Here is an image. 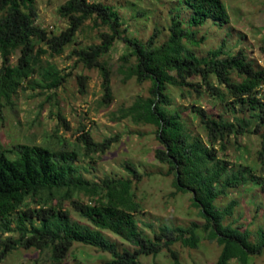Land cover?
<instances>
[{"label": "trees", "instance_id": "obj_1", "mask_svg": "<svg viewBox=\"0 0 264 264\" xmlns=\"http://www.w3.org/2000/svg\"><path fill=\"white\" fill-rule=\"evenodd\" d=\"M177 1L179 7L190 12L194 27L209 21L215 25L230 22V13L222 0ZM58 12L69 24L59 33H51L37 23L35 0H0V108L12 104L19 89L46 93L62 87L73 73H64L54 62L43 58L63 55L88 20L107 25L111 32L101 33L100 43L73 48L69 56L78 65L101 71L103 101H112L111 71L102 58L121 37L117 29L119 14L103 0H66ZM185 24L182 15L172 9L166 41L158 43L162 34L159 27L144 42L127 39L129 48L120 58L119 72L125 80L135 77L141 83L150 80L152 85L147 98L138 97L117 113L118 118L157 127L161 146L155 150V156L168 164V174H174L176 189L192 193V204L203 220L194 219L188 227L163 224L153 235L147 234L136 219V213L143 210L136 183L144 175L133 163H125L131 177L106 176L101 183L88 180L77 161L105 153L118 137L97 142L88 131H83L78 136L82 151L66 145L59 148L18 144L8 150L15 152L14 157L0 151V264H6L18 248L49 250V259L60 264L75 243L110 252L113 258L105 264H138L142 255L156 256L164 249L179 263L173 246L180 243L198 247L202 239L199 230L204 238L216 240L222 246L217 264H229L233 259L249 264L251 254L264 248V229L258 230V239L253 242L249 230L242 229L243 224H225L226 217L233 215L234 199L225 207L217 204L221 195L247 184L254 175L250 168L227 174L231 164L220 153L226 154L232 136L260 134L259 159L264 164V68H256L243 49L232 53L224 45L200 56L191 45L200 46L204 36L198 39L197 30L192 31ZM17 50L18 61L12 64L11 57ZM77 79L84 92L88 76L79 74ZM169 84L190 87L199 96L211 94L231 109L233 118L194 106L191 110L199 117L206 139L194 137L182 112L168 109ZM247 112L249 116L244 115ZM59 119L70 129L61 112ZM60 142L65 143L63 139ZM254 177L264 185V175ZM67 203L85 221L72 219ZM105 230L134 248L120 250L117 242L104 235ZM5 231L9 233L5 235Z\"/></svg>", "mask_w": 264, "mask_h": 264}, {"label": "rangeland", "instance_id": "obj_2", "mask_svg": "<svg viewBox=\"0 0 264 264\" xmlns=\"http://www.w3.org/2000/svg\"><path fill=\"white\" fill-rule=\"evenodd\" d=\"M65 1L35 0L37 23L51 33H59L65 29L69 22L58 12ZM222 1L230 13L229 23L215 25L209 21L194 27L189 19L190 12L183 6L179 7L177 0H103L105 4L115 8L120 18L117 29L121 37L102 58L111 71L112 101H103L101 71L78 65L75 58L69 56L73 48L100 43L101 33L111 32L107 25H97L88 20L79 31L76 42L68 46L63 55L43 58L54 62L64 73H73L64 85L56 92L46 93L30 88L24 91L19 89L13 96V103L0 108V151L8 152L18 144L59 148L66 145L70 149L82 151L78 136L83 131H88L97 142L118 137L105 153L93 154L77 161L82 174L91 182L97 183H101L106 176L127 178L131 174L126 170L125 163H133L144 175L136 183L137 197L143 209L136 213V219L147 234L153 235V231L163 224L188 227L194 219L202 221V217H198V209L192 204V193L179 192L173 184L174 174H168V164L160 162L155 156V150L161 146L157 138V127L145 122H134L131 118H118L117 112L122 106L132 105L138 97L147 98L152 85L150 80L141 83L135 77L125 80L124 74L119 72V65L121 56L129 48L127 39L144 42L156 27L162 33L158 43L169 38L171 10L174 9L182 15L185 27L197 30L198 39L204 36L200 46L191 45L200 56L208 55L210 50L224 45L232 53L243 49L256 68H264V0ZM19 55L17 50L11 57L12 64L17 63ZM79 74L89 78L84 92L78 83ZM191 80L197 81L198 78ZM166 93L170 101L168 109L182 112L194 137L206 139V131L199 117L191 110L194 106L203 107L215 115L225 113L226 117L233 118L231 109L209 93L199 96L190 87L171 84ZM59 112L65 116L70 129L61 124ZM240 114L239 112L238 115ZM244 115L249 116V112ZM62 139L65 143L60 142ZM261 150L262 138L258 133L247 132L238 137L232 136L226 154L220 153V157L231 164L227 174L250 168L254 175H264V164L259 159ZM8 155L16 156L15 152H8ZM254 175L250 176L247 184L229 189V193L221 195L217 201L220 207L227 206L233 199L236 201L233 215L226 217L225 224H243L242 229L249 230L253 242L258 239V230L264 229V185L260 183L261 179L256 181ZM81 197L87 199L83 194ZM67 207L72 219L85 221L68 203ZM5 232V235L9 233ZM199 232L202 239L198 247H185L180 243L173 246L179 254V263L164 249L156 256L142 255L138 264H217L222 246L216 240L204 238L202 230ZM14 235L17 236L15 232ZM104 235L117 242L120 250L134 248L111 231L105 230ZM260 252L251 254L249 264H264V248ZM50 254L49 250L40 252L36 248H18L10 254L6 264H53L49 259ZM112 258L110 252L93 245L75 243L67 258L60 264H105ZM229 264L240 263L233 259Z\"/></svg>", "mask_w": 264, "mask_h": 264}]
</instances>
